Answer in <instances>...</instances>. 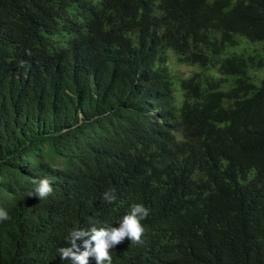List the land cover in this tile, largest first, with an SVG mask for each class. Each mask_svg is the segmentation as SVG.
<instances>
[{
	"label": "trees",
	"instance_id": "1",
	"mask_svg": "<svg viewBox=\"0 0 264 264\" xmlns=\"http://www.w3.org/2000/svg\"><path fill=\"white\" fill-rule=\"evenodd\" d=\"M242 40L264 0H0V264H72L71 231L133 204L112 264H264V43L224 54Z\"/></svg>",
	"mask_w": 264,
	"mask_h": 264
},
{
	"label": "clouds",
	"instance_id": "2",
	"mask_svg": "<svg viewBox=\"0 0 264 264\" xmlns=\"http://www.w3.org/2000/svg\"><path fill=\"white\" fill-rule=\"evenodd\" d=\"M32 183L35 188L28 193V196H36L44 200L53 192L48 179H34ZM103 198L109 203L115 199L109 192H105ZM147 216L148 210L144 205L133 204L128 214L120 219L118 228L92 226L88 230H73L67 237L69 246L58 248L57 253L61 260H70L72 264H89L90 257L95 259L96 264H112L110 249L123 242L125 238L131 240L133 244L142 243L144 227L141 221ZM9 219L8 212L0 209V222ZM77 241H82V245H78Z\"/></svg>",
	"mask_w": 264,
	"mask_h": 264
},
{
	"label": "rangeland",
	"instance_id": "3",
	"mask_svg": "<svg viewBox=\"0 0 264 264\" xmlns=\"http://www.w3.org/2000/svg\"><path fill=\"white\" fill-rule=\"evenodd\" d=\"M258 43H261V44H258ZM258 43H251L247 40H242V42H240V44L238 46L228 48L224 54H230L233 52L243 53L244 50L247 52L253 51L254 49L259 50L261 48V46L263 45L262 43H264V41H260ZM168 63H169V67H170L173 75L177 78L178 77H186L189 74H191L192 72L198 70V67L196 65L189 66V65L178 64L175 60L174 55L171 53H169V56H168ZM257 76L263 77L264 76V70L258 72ZM255 80H256V82H258L257 79H255Z\"/></svg>",
	"mask_w": 264,
	"mask_h": 264
}]
</instances>
